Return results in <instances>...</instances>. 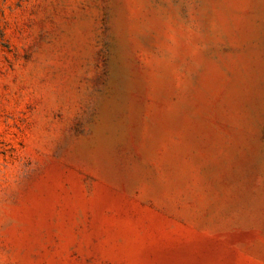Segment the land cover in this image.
<instances>
[{
	"label": "rangeland",
	"instance_id": "1",
	"mask_svg": "<svg viewBox=\"0 0 264 264\" xmlns=\"http://www.w3.org/2000/svg\"><path fill=\"white\" fill-rule=\"evenodd\" d=\"M0 264H264V0H0Z\"/></svg>",
	"mask_w": 264,
	"mask_h": 264
}]
</instances>
